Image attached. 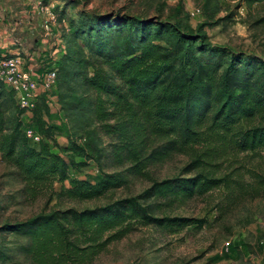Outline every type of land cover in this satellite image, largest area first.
I'll return each mask as SVG.
<instances>
[{
  "label": "trees",
  "instance_id": "obj_1",
  "mask_svg": "<svg viewBox=\"0 0 264 264\" xmlns=\"http://www.w3.org/2000/svg\"><path fill=\"white\" fill-rule=\"evenodd\" d=\"M242 2L251 9L264 0ZM259 23L264 24V16L256 19ZM173 34L167 46L140 39L133 47L130 36L125 48L85 61L92 72L83 79L95 96L92 115L97 130L109 138L106 148L86 137L69 140L61 149L65 157L55 151V128L44 118L45 94L28 124L41 136L32 144L14 92L0 82L1 160L16 169L26 201L56 199L48 212L11 225L10 231L24 238L16 253L29 264H92L135 224L202 226L203 219L158 216L166 204L159 198L171 203L223 189L225 202L216 206L223 213L237 199L264 196V169L254 164L264 152V60L248 64L230 55L221 69L218 57H211L217 47L195 45L192 36L175 29ZM10 103L17 116L6 129ZM175 154L188 157L184 171L193 175L155 180L150 168ZM90 162L96 164V177L70 176L71 169ZM134 180L150 185L102 205L59 208L66 201L99 199ZM12 258L10 248L0 246V262Z\"/></svg>",
  "mask_w": 264,
  "mask_h": 264
},
{
  "label": "rangeland",
  "instance_id": "obj_2",
  "mask_svg": "<svg viewBox=\"0 0 264 264\" xmlns=\"http://www.w3.org/2000/svg\"><path fill=\"white\" fill-rule=\"evenodd\" d=\"M41 6L46 10L42 11ZM262 16L264 2L248 9L242 0H0V22L10 29L9 33L13 29L12 47L19 48L23 59L35 68L45 62L58 68L54 83L41 98L47 106L44 118L55 128L54 150L64 157L66 153L61 149L69 140L81 142L90 137L105 148L109 141L97 130L92 115L95 96L83 79L84 74L92 72L85 66L88 58L125 48L130 36L133 47L139 46L140 39L167 46L175 29L192 36L195 45L217 47L220 51L211 57H218L221 69L230 55H238L248 64L254 59L262 61L264 24H255ZM49 19L50 33L43 37L42 25ZM14 106L9 104L6 129L12 128L17 116ZM188 160L186 155L175 154L151 167L150 174L155 180L193 175L184 171ZM258 163L264 169V152L255 158L254 164ZM95 165L90 162L71 169L70 176L92 179L98 175ZM103 167L107 170L105 164ZM149 185L147 180H134L129 187L99 199L66 201L59 208L102 205L138 194ZM54 186L59 190V183ZM22 187L16 169L3 162L0 154V246L10 248L13 255L0 264H29L16 253L17 244L24 238L11 232V225L48 212L56 202H28L21 195ZM223 192L213 190L171 203L159 198L166 204L156 211L158 216L203 219L202 226L135 224L124 237L110 242L92 264H264V196L237 199L229 210L219 213L216 206L225 202ZM225 242H230L229 249Z\"/></svg>",
  "mask_w": 264,
  "mask_h": 264
},
{
  "label": "built area",
  "instance_id": "obj_3",
  "mask_svg": "<svg viewBox=\"0 0 264 264\" xmlns=\"http://www.w3.org/2000/svg\"><path fill=\"white\" fill-rule=\"evenodd\" d=\"M45 11L46 7L41 6ZM51 20L42 25L43 37L50 33ZM42 63L40 68H35L32 63L26 62L20 52L8 54L0 52V82L14 92L16 105L22 110V120L25 126V135L32 144L38 143L40 134L28 124L32 121V112L42 94H46L57 76V68L54 65L47 66ZM41 69V70H40ZM230 242H225V248H229Z\"/></svg>",
  "mask_w": 264,
  "mask_h": 264
},
{
  "label": "crops",
  "instance_id": "obj_4",
  "mask_svg": "<svg viewBox=\"0 0 264 264\" xmlns=\"http://www.w3.org/2000/svg\"><path fill=\"white\" fill-rule=\"evenodd\" d=\"M9 30L3 26L2 22H0V52L3 51V52H6L8 54L17 53L19 51L17 49H19V48H13L12 47V43H14L13 40L15 38L13 33H12L13 29H11L10 33L8 32ZM16 41L18 42V40H16Z\"/></svg>",
  "mask_w": 264,
  "mask_h": 264
}]
</instances>
